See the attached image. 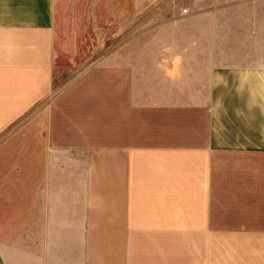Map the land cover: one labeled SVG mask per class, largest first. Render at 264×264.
<instances>
[{
    "label": "crops",
    "instance_id": "0c3cea01",
    "mask_svg": "<svg viewBox=\"0 0 264 264\" xmlns=\"http://www.w3.org/2000/svg\"><path fill=\"white\" fill-rule=\"evenodd\" d=\"M58 2L0 0V264H264V0L120 1L53 93Z\"/></svg>",
    "mask_w": 264,
    "mask_h": 264
},
{
    "label": "rangeland",
    "instance_id": "374dc122",
    "mask_svg": "<svg viewBox=\"0 0 264 264\" xmlns=\"http://www.w3.org/2000/svg\"><path fill=\"white\" fill-rule=\"evenodd\" d=\"M120 1L124 7L126 0H59L53 93L84 68L103 61L105 53L123 49V25L130 18L128 12L113 9Z\"/></svg>",
    "mask_w": 264,
    "mask_h": 264
}]
</instances>
